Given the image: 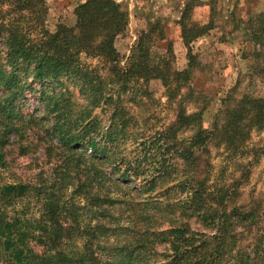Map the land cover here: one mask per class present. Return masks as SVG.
Masks as SVG:
<instances>
[{
	"label": "trees",
	"instance_id": "16d2710c",
	"mask_svg": "<svg viewBox=\"0 0 264 264\" xmlns=\"http://www.w3.org/2000/svg\"><path fill=\"white\" fill-rule=\"evenodd\" d=\"M192 6L180 20L189 47L180 70L172 45L154 55L165 37L158 25L141 32L121 64L116 42L129 10L117 0H86L73 25L53 31L46 0H0V264H264V192L244 193L250 164L264 156L250 143L264 128V97L225 101L204 127L210 99L192 86L190 45L213 26L189 21ZM245 28L263 76L264 11ZM154 79L176 113L132 137L140 148L132 157L120 145L131 138L124 95L150 97ZM27 93L44 113L24 111ZM190 99L200 106L191 111ZM34 142L44 145L48 173L37 181L11 176L10 152H33ZM213 147L239 159L242 174L215 180Z\"/></svg>",
	"mask_w": 264,
	"mask_h": 264
},
{
	"label": "rangeland",
	"instance_id": "374dc122",
	"mask_svg": "<svg viewBox=\"0 0 264 264\" xmlns=\"http://www.w3.org/2000/svg\"><path fill=\"white\" fill-rule=\"evenodd\" d=\"M86 0H46V27L53 31L57 25L64 23L73 25L76 22L75 10ZM129 10V26L127 32L117 39L116 46L120 52L121 64L126 66L143 30H150L158 25L164 29L165 37L157 38L154 46L155 56H165L172 45L171 60L177 69H185L189 64V47L184 43L181 35L180 20L187 4L192 3L188 15L189 21L199 24L212 22L213 28L208 34L195 40L190 47L196 55L192 86L199 92L205 93L210 104L203 114V124L211 128L215 116L225 101L234 103L244 95L264 97V75L255 70L252 56L254 46L248 39L249 33L245 24L249 18L264 11V0H117ZM158 32L155 34V36ZM159 39V40H158ZM169 54V53H168ZM88 63L97 64L95 59H86ZM36 83V82H35ZM72 88L79 92V86L70 81ZM152 95L143 98L142 95L128 91L125 93L124 104L131 110L127 138L121 142V150L134 156L140 152L135 136L149 134L152 130L168 124L174 119L176 105L170 104L165 95V87L158 79L150 82ZM80 95V94H79ZM27 104L24 111L44 113V109L35 93H27ZM187 102L192 111L200 103ZM107 117V116H106ZM134 134V136H133ZM133 137V138H132ZM33 139L37 137L33 135ZM252 146L264 148V128L253 132L250 141ZM44 145L33 143V152L20 154L17 147L10 152L8 160L11 162L12 175L24 181H37L41 171L47 174L51 167L46 158ZM213 177L218 182L229 181L240 176V161L232 157L223 148L213 147ZM253 157H248L250 162ZM245 161V162H247ZM250 175L244 185V193L264 192V156L250 164ZM9 175V173H8ZM34 207V211L38 208ZM196 229L203 227L193 223Z\"/></svg>",
	"mask_w": 264,
	"mask_h": 264
}]
</instances>
